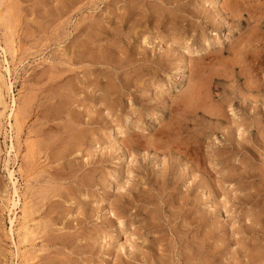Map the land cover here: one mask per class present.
Instances as JSON below:
<instances>
[{
  "label": "rangeland",
  "instance_id": "374dc122",
  "mask_svg": "<svg viewBox=\"0 0 264 264\" xmlns=\"http://www.w3.org/2000/svg\"><path fill=\"white\" fill-rule=\"evenodd\" d=\"M1 2L0 264H264V0Z\"/></svg>",
  "mask_w": 264,
  "mask_h": 264
},
{
  "label": "bare ground",
  "instance_id": "6f19581e",
  "mask_svg": "<svg viewBox=\"0 0 264 264\" xmlns=\"http://www.w3.org/2000/svg\"><path fill=\"white\" fill-rule=\"evenodd\" d=\"M1 5H2V2H1V0H0V6H1ZM4 5H5V4H3V6H4ZM257 5H258V4H257ZM3 6H2V7H3ZM249 6H250V5H249ZM4 7H5V6H4ZM4 7H3V8H4ZM249 8H250V7H249ZM0 10H1V9H0ZM237 10H238V9H237ZM234 12H235V11H234ZM9 14H10V13H9ZM15 14H16V13H15ZM237 15H238V14H237ZM10 19H12V17H11ZM0 21H1V17H0ZM8 22H9V21H8ZM8 24H9V23H8ZM14 25H15V24H14ZM7 26H8V25H7ZM1 28H2V27H1ZM9 29H11V28L9 27ZM16 30H17V29H15V31H16ZM9 32H10V31H9ZM11 33H12V31H11ZM12 34H14V33H12ZM0 38H1V37H0ZM17 38H18V37H17ZM145 39H146V38H145ZM0 40H1V39H0ZM1 41H2V40H1ZM7 42H8V41H7ZM9 42H10V41H9ZM10 43H11V42H10ZM2 44H3V43H2ZM12 44H13V43H12ZM5 45H6V44H5ZM5 45H4V46H5ZM17 45H18V44H17ZM6 46H7V45H6ZM13 46H14V45H13ZM1 48H2V46H1ZM1 48H0V49H1ZM9 49H10V48H9ZM1 50H4V48L1 49ZM14 50H15V48H14ZM8 51H9V50H8ZM17 51H18V50H17ZM6 52H7V51H6ZM13 52H15V51H13ZM13 52H12V53H13ZM7 53H8V52H7ZM4 54H5V52H4ZM8 54H9V53H8ZM17 54H18V53H17ZM5 56H6V55H5ZM7 63H8V62H7ZM9 65H10V64H9ZM12 65H13V64H12ZM5 68H6L7 72H8L9 70H11V69L9 68L8 65H6ZM12 69H15V67L12 68ZM9 72H10V71H9ZM9 72H8V73H9ZM10 73H11V72H10ZM10 73H9V74H10ZM178 73H179V72H178ZM1 74H2V73H1ZM0 77H1V76H0ZM4 77H5V76H4ZM1 80H2V79H1ZM5 81H6V80H5ZM1 85H2V84H1V82H0V104H3V106L6 107V105H4V103H3V101H5V100L2 99V95H3L5 92L2 94L3 91H2V86H1ZM6 85H7V84H6ZM6 85H5V86H6ZM6 88H7V90H11V89H10V88H11V84L7 85ZM6 92H7V91H6ZM10 92H11V91H10ZM7 93H8V92H7ZM6 96H8V95H6ZM6 96H5V97H6ZM3 98H4V97H3ZM16 101H17L16 99L12 98V100H11L12 103L10 102L11 105L9 104V105H10V112H9V114H8V116H9L8 119L11 118V117H13V116H15V115H14V113H15V109H17V108H16V107H17V106H16V103H17ZM7 102H8V101H7ZM5 104H6V103H5ZM8 108H9V107H8ZM2 110H3V109H2ZM4 111H5V110H4ZM0 113H1V112H0ZM4 113H5V112H4ZM5 116H6V115H5ZM4 118H5V117H4ZM1 120H2V119H1ZM4 121H5V120H4ZM7 121H8V120H7ZM7 121H6V122H7ZM15 121H16V118H15ZM17 121L19 122V120H17ZM1 122H2V121H1ZM16 123H17V122H15V124H16ZM2 124H3V123H2ZM7 124H8V123H7ZM21 124H22V122H21ZM9 126H10L11 128L13 127V123H12L11 121H9ZM9 126H8V127H9ZM17 127H18V126H17ZM18 129H19V128H18ZM9 130H10V129H9ZM14 131H15V130H14ZM18 131H19V130H18ZM17 133H18V132H17ZM20 133H21V132H20ZM12 135H13V134H12ZM12 135H11V136H12ZM15 135H16V134H15ZM15 135H14V136H15ZM6 136H7V135H6ZM6 136H5V137H6ZM17 136H18V135H17ZM12 137H13V136H12ZM10 138H11V137H10ZM15 139H16V138H15ZM9 140H10V139H9ZM11 140H12V139H11ZM12 141L16 142L15 140H12ZM9 142L11 143V141H9ZM7 145H8V144H7ZM14 145H15V143H14ZM14 145H13V143H11V145H10L9 147L12 148V147H14ZM19 147H20V146H19ZM10 148H8V149H10ZM8 149H7V150H8ZM13 149H14V148H13ZM14 151H15V150H14ZM14 151H13V153H14ZM7 154H8V153H7ZM9 154H10V153H9ZM14 154H15V153H14ZM12 161H13V160H12ZM13 162H15V161H13ZM13 162H12V164H13ZM18 168H19V167H18ZM8 169H9V168H8ZM20 170H21V169H20ZM13 171H14V170H10V175H11V176H12L13 173H14ZM20 172H21V171H20ZM21 176H22V175H21ZM23 179H24V178H23ZM16 180H17V179H16ZM14 182H15V181H14ZM16 182H17V181H16ZM13 190H14V189H13ZM17 190H19V189H18V188H15V190H14V192H13V194L15 195V198H14V199H13V197L10 198V199H12V207H14V208H15V207L17 208V207H18V204L20 203V198H19V194L17 193ZM21 193H22V192H21ZM21 193H20V194H21ZM21 196H22V195H21ZM21 199H23V198H21ZM18 208H19V207H18ZM8 209H9V208H8ZM21 210H22V209H21ZM17 212H18V211H17ZM19 212H20V211H19ZM21 212H22V211H21ZM13 213L15 214V211H14ZM20 214H21V213H20ZM30 215H31V214H30ZM15 216H16V215H15ZM15 216H14V218H15ZM22 216H23V223H22V225L20 226V228L22 229V232H21L22 235H21V238H20V239H21V242H24V241L26 242V241L28 240V238H27L28 235H30V234L32 233V231L30 230V227L28 226V222H27V218H28V217L26 218L27 214H26V211H25L24 209H23V215H22ZM14 218H12V217L10 218V222H11V224L13 223V219H14ZM18 218H19V217H18ZM21 218H22V217H21ZM19 219H20V218H19ZM19 219H18V220H19ZM33 221H34V220H33ZM17 222H18V221H17ZM29 223H30V222H29ZM20 224H21V223H20ZM33 225H34V224H33ZM11 230H12V229H10V231H11ZM18 231H19V230H18ZM33 232H34V231H33ZM10 233H11V232H10ZM11 235H12V234H11ZM16 235H17V233H16ZM14 236H15V235H14ZM12 238H13V237H12ZM12 238H11V239H12ZM15 239H16V238H15ZM15 239H14V240H15ZM18 239H19V236H18ZM30 240H31V239H30ZM32 240H33V238H32ZM32 240H31V241H32ZM12 241H13V239H12ZM15 241H16V240H15ZM34 241H35V240H34ZM19 242H20V241H19ZM14 243H15V242H14ZM26 244H28V243H26ZM26 244H25V246H27ZM33 245H34V244H33ZM25 246H24V247H25ZM29 247H30V246H28V248H29ZM19 248H20V246H19ZM17 250H18V249H17ZM19 250H20V249H19ZM23 252H24V251H23ZM14 253H15V252H14ZM16 253H17V252H16ZM27 253H28V252H27ZM34 254H35V253H34ZM34 254H33V255H34ZM15 256H16V254H15ZM18 256H19V255H18ZM29 256H30V255H29ZM35 256H36V255H35ZM16 257H17V256H16ZM20 258H21V257H20ZM29 260H31V259H30V258L26 259L27 264H29V262H30ZM31 263H32V261H31ZM34 263H35V262H34ZM21 264H22V263H21ZM25 264H26V263H25Z\"/></svg>",
  "mask_w": 264,
  "mask_h": 264
}]
</instances>
